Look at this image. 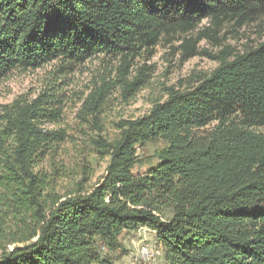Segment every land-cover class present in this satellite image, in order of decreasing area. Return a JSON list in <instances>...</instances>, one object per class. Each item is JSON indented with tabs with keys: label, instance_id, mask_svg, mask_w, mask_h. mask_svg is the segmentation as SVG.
Returning a JSON list of instances; mask_svg holds the SVG:
<instances>
[{
	"label": "trees",
	"instance_id": "obj_1",
	"mask_svg": "<svg viewBox=\"0 0 264 264\" xmlns=\"http://www.w3.org/2000/svg\"><path fill=\"white\" fill-rule=\"evenodd\" d=\"M263 16L264 0H0V80L59 58L121 56L129 66L165 40H182L186 59L203 39L221 47L196 86L120 123L103 143L106 174L86 192L51 193L37 170L56 139L41 126L57 111L48 99L7 109L0 264H116L103 248L140 227L155 232L169 264H264V40L237 51L219 34ZM157 140L155 166L135 171L137 147Z\"/></svg>",
	"mask_w": 264,
	"mask_h": 264
},
{
	"label": "rangeland",
	"instance_id": "obj_2",
	"mask_svg": "<svg viewBox=\"0 0 264 264\" xmlns=\"http://www.w3.org/2000/svg\"><path fill=\"white\" fill-rule=\"evenodd\" d=\"M206 26L207 21L200 28ZM219 34L224 45L237 51L257 46L264 40V16L242 28L225 25ZM181 44L182 40H165L139 54L129 66H122L121 56L99 54L84 62L59 58L37 69L16 68L0 80V128L3 114L14 104L48 99L46 105L57 111L41 126L54 132L56 139L37 170L46 176L51 193L86 192L104 178L110 155L103 143L117 139L122 121L150 113L171 90H189L218 66L210 54L221 47L208 38L198 44L201 54L189 59ZM214 124L200 129L198 135L207 137ZM163 146L160 140L139 145L135 171L147 173L154 167ZM120 241L122 246L115 251L103 248L116 264H169L162 243L147 227L125 230ZM145 244L155 253L150 262L140 257Z\"/></svg>",
	"mask_w": 264,
	"mask_h": 264
},
{
	"label": "built area",
	"instance_id": "obj_3",
	"mask_svg": "<svg viewBox=\"0 0 264 264\" xmlns=\"http://www.w3.org/2000/svg\"><path fill=\"white\" fill-rule=\"evenodd\" d=\"M140 257L141 259L150 262L154 260L155 253L148 245H142L140 248Z\"/></svg>",
	"mask_w": 264,
	"mask_h": 264
}]
</instances>
